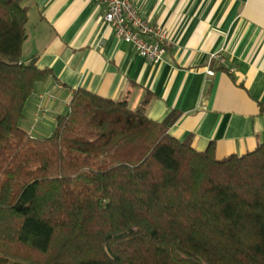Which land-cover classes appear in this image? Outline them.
I'll use <instances>...</instances> for the list:
<instances>
[{
	"label": "trees",
	"instance_id": "trees-1",
	"mask_svg": "<svg viewBox=\"0 0 264 264\" xmlns=\"http://www.w3.org/2000/svg\"><path fill=\"white\" fill-rule=\"evenodd\" d=\"M22 2L0 0V264H264V140L217 158L169 134L179 111L150 119V93L132 109L81 88L32 136L53 73L21 60Z\"/></svg>",
	"mask_w": 264,
	"mask_h": 264
},
{
	"label": "crops",
	"instance_id": "crops-1",
	"mask_svg": "<svg viewBox=\"0 0 264 264\" xmlns=\"http://www.w3.org/2000/svg\"><path fill=\"white\" fill-rule=\"evenodd\" d=\"M133 3L167 32L157 63L117 38L96 0H23L28 19L21 60L36 57L39 69L53 73L29 98L25 128L36 138L49 135L74 89L127 99L132 109L148 92L150 119L180 112L168 131L178 140L192 136L198 151L214 142L217 158L252 151L264 140V0ZM39 102L44 112L34 121Z\"/></svg>",
	"mask_w": 264,
	"mask_h": 264
},
{
	"label": "built area",
	"instance_id": "built-area-1",
	"mask_svg": "<svg viewBox=\"0 0 264 264\" xmlns=\"http://www.w3.org/2000/svg\"><path fill=\"white\" fill-rule=\"evenodd\" d=\"M96 1L104 6V22L112 27L119 40L130 44L141 57L153 63L161 60L166 51L165 42L168 39L165 29L153 26L147 18L143 17L133 0ZM210 58L221 62L219 55L212 54ZM206 73L213 75V70L208 67ZM43 112L44 107L39 102L34 121H37L38 116Z\"/></svg>",
	"mask_w": 264,
	"mask_h": 264
}]
</instances>
